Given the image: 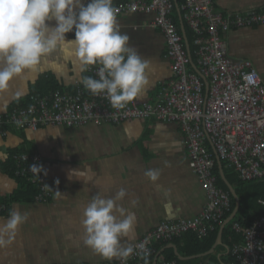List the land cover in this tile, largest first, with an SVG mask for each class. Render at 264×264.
I'll return each mask as SVG.
<instances>
[{"label": "crops", "instance_id": "obj_1", "mask_svg": "<svg viewBox=\"0 0 264 264\" xmlns=\"http://www.w3.org/2000/svg\"><path fill=\"white\" fill-rule=\"evenodd\" d=\"M124 1L129 0H113V7ZM214 1L215 8L224 14L264 10V0ZM83 2L87 4L88 0ZM175 11L179 29L192 52L190 31L177 8ZM153 16L132 13L117 16L121 33L130 37L129 45L150 63L149 85L142 98L136 100L139 104L155 101L174 77L165 37L151 25ZM54 25L55 21L50 22V26ZM67 39L74 37L67 34ZM225 45L235 60H251L264 81V27L228 32ZM82 75L90 76L88 71L81 70L71 49L57 51L43 58L32 71L14 79L9 89L0 93V116L13 108L27 106L30 96L44 89V84L40 88L42 80L50 79L63 92L74 93L83 86ZM18 152L38 153L43 157L44 174L52 193L48 202L14 199L20 183L8 161ZM150 168L161 171L156 183L144 175ZM76 171H87L92 181L85 183L74 175L69 179ZM220 174L240 207L237 184L227 179L224 170ZM121 188L127 190V196L120 203L137 216L136 238L128 242L133 246L163 221L196 217L207 201L202 183L191 171L184 134L177 124L130 120L120 124L58 125L38 130L11 128L7 133L0 132V203L10 202L8 211L0 215V223L14 208L30 213L15 241L0 249V264L117 262L120 259L105 260L84 245L82 219L83 209L93 195L100 192L109 198ZM56 191L61 192L60 197H56ZM133 200L137 201L135 206ZM226 250L216 248L210 254L220 258Z\"/></svg>", "mask_w": 264, "mask_h": 264}, {"label": "built area", "instance_id": "obj_2", "mask_svg": "<svg viewBox=\"0 0 264 264\" xmlns=\"http://www.w3.org/2000/svg\"><path fill=\"white\" fill-rule=\"evenodd\" d=\"M114 8L117 16L154 14L151 25L165 37L174 77L156 100L142 104L133 101L125 109L116 110L106 96H94L84 86L74 93L57 90L33 94L27 106L0 116V132L130 120L179 125L191 171L202 183L207 201L196 217L163 221L136 244L144 243L148 254L144 256L137 249L126 264H145L143 258L151 254L154 242H168L188 232L201 239L223 224L230 210V195L217 185L218 160L241 182H264V81L251 60H235L225 45L228 32L264 27V10L224 14L215 8L214 0H181L177 5L174 0H129ZM176 8L191 33L195 60L177 24ZM98 68L92 66L88 75L98 79ZM11 161L17 178L39 187L36 201L48 202L52 193L45 187L44 171L39 178L30 171L33 164L43 166V157L18 152ZM259 203L264 207V200ZM9 207V201L0 203V215ZM233 230L242 240L232 247L231 254L236 259L232 264H264V213L246 228L235 222Z\"/></svg>", "mask_w": 264, "mask_h": 264}, {"label": "clouds", "instance_id": "obj_3", "mask_svg": "<svg viewBox=\"0 0 264 264\" xmlns=\"http://www.w3.org/2000/svg\"><path fill=\"white\" fill-rule=\"evenodd\" d=\"M52 21L54 26H50ZM72 32L74 39H67ZM129 40L121 33L113 0H88L87 4L83 0H0V93L6 92L14 79L35 69L43 58L71 49L82 71L99 66L98 79L81 76L85 89L94 96H106L113 109H125L141 99L149 85L150 63ZM30 171L39 178L44 169L33 164ZM73 175L85 183L92 181L87 171L73 172L69 179ZM144 175L156 183L161 171L150 168ZM55 195L60 197L61 192ZM126 196L124 188L109 198L97 192L84 207L82 219L84 245L105 260L120 259L122 264L137 249L148 254L144 243L135 247L128 243L136 238L137 216L120 203ZM131 203L135 206L137 201ZM29 216L27 211H9L0 223V249L15 241Z\"/></svg>", "mask_w": 264, "mask_h": 264}, {"label": "trees", "instance_id": "obj_4", "mask_svg": "<svg viewBox=\"0 0 264 264\" xmlns=\"http://www.w3.org/2000/svg\"><path fill=\"white\" fill-rule=\"evenodd\" d=\"M178 3H181V0H177ZM125 2V1H124ZM121 3V2H120ZM190 34V43L192 41L191 33ZM69 37H74V32L68 33ZM193 60H195L194 56V48H191ZM44 84V89H41L39 92L41 95L50 94L51 92H55L57 90L62 93H66L67 91H62L59 89V86L52 82L50 79L42 80L40 83V88H42ZM38 93V94H39ZM73 93V92H70ZM29 102V99L27 103ZM23 107V106H22ZM14 155V154H13ZM10 167H13L11 158L8 161ZM9 167V168H10ZM224 173L227 179L230 180L232 184H237V192L240 198V207L238 210V215L234 217V220L227 224L224 228L222 244L217 247L218 250H226V254L217 258L216 255L210 254V251L214 247L221 226L225 223V221L231 216L233 211L236 208V200L229 191V188L220 174L219 165H216L215 174L218 178L217 185L228 192L230 195V210L224 216L223 224L216 226L213 231H209L208 234L203 238H198V236L192 232H188L183 234L178 238H173L168 242H159L156 241L152 245L151 254L148 257L143 258V263L145 264H153L155 258L160 253L158 264H165L170 262H176V264H232L236 263V259L232 257L231 250L234 244L241 242L242 237L238 235L233 230V225L235 222H238L242 225V227L246 228L253 224V222L258 219L264 213V207L260 205L259 201L264 200V182H241L237 179L236 175L226 169L223 164ZM228 170V171H227ZM229 172V174H228ZM20 188L16 196L15 200H24L25 202H37L36 196L39 194L40 189L37 186H34L24 180L19 179ZM12 198L10 199V201ZM14 201V200H12ZM170 244H174L177 246L178 252L180 255L186 259H180L179 256L176 255L175 250L173 248H168ZM193 259V260H192ZM138 262L139 259H135Z\"/></svg>", "mask_w": 264, "mask_h": 264}, {"label": "water", "instance_id": "obj_5", "mask_svg": "<svg viewBox=\"0 0 264 264\" xmlns=\"http://www.w3.org/2000/svg\"><path fill=\"white\" fill-rule=\"evenodd\" d=\"M218 162H219L218 165H219V167H220V170H222L221 161L218 160ZM221 172H222V171H221ZM223 175H224V174L222 173V176H223ZM238 203H239V202H238V200H237V202H236L237 205H236L235 210L233 211V213L231 214V216L225 221V223L221 226L220 231H219V235H218V238H217V241H216L214 247L212 248V250H211L210 252H213V251H214L219 245L222 244V238H223L224 228H225V226H226L227 224H229L231 221H233L234 217L236 216V213H237L238 210H239V204H238ZM168 248H173V249L175 250L176 255L179 256L180 259H186V258H184V257H182V256L180 255V253L178 252V249H177V246H176V245H174V244H170V245L168 246ZM159 256H160V253H159V254L157 255V257L155 258L153 264H158Z\"/></svg>", "mask_w": 264, "mask_h": 264}, {"label": "rangeland", "instance_id": "obj_6", "mask_svg": "<svg viewBox=\"0 0 264 264\" xmlns=\"http://www.w3.org/2000/svg\"><path fill=\"white\" fill-rule=\"evenodd\" d=\"M174 1H175V4L177 5V3H178L177 0H174ZM135 14H144V13H135ZM185 39H186V38H185ZM188 48H189V46H188ZM218 163H219V162H218ZM221 165H222V163H221ZM219 169H220V167H219ZM222 170H224V169H223V165H222Z\"/></svg>", "mask_w": 264, "mask_h": 264}, {"label": "bare ground", "instance_id": "obj_7", "mask_svg": "<svg viewBox=\"0 0 264 264\" xmlns=\"http://www.w3.org/2000/svg\"><path fill=\"white\" fill-rule=\"evenodd\" d=\"M193 260V259H192Z\"/></svg>", "mask_w": 264, "mask_h": 264}]
</instances>
